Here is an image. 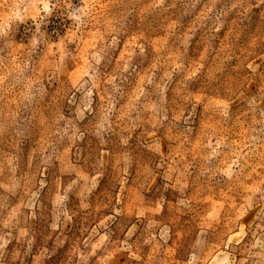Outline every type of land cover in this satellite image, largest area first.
Returning <instances> with one entry per match:
<instances>
[{"label": "rangeland", "instance_id": "374dc122", "mask_svg": "<svg viewBox=\"0 0 264 264\" xmlns=\"http://www.w3.org/2000/svg\"><path fill=\"white\" fill-rule=\"evenodd\" d=\"M0 264H264V0H0Z\"/></svg>", "mask_w": 264, "mask_h": 264}]
</instances>
